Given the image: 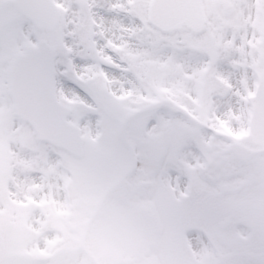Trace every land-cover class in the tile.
Here are the masks:
<instances>
[{"label": "snow or ice", "instance_id": "6c2138e0", "mask_svg": "<svg viewBox=\"0 0 264 264\" xmlns=\"http://www.w3.org/2000/svg\"><path fill=\"white\" fill-rule=\"evenodd\" d=\"M0 264H264V0H0Z\"/></svg>", "mask_w": 264, "mask_h": 264}]
</instances>
